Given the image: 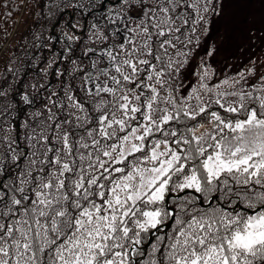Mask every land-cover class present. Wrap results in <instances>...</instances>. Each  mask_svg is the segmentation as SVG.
Returning <instances> with one entry per match:
<instances>
[{"label":"snow or ice","instance_id":"1","mask_svg":"<svg viewBox=\"0 0 264 264\" xmlns=\"http://www.w3.org/2000/svg\"><path fill=\"white\" fill-rule=\"evenodd\" d=\"M36 5L0 40V264H264V0Z\"/></svg>","mask_w":264,"mask_h":264},{"label":"trees","instance_id":"2","mask_svg":"<svg viewBox=\"0 0 264 264\" xmlns=\"http://www.w3.org/2000/svg\"><path fill=\"white\" fill-rule=\"evenodd\" d=\"M36 6V0H0V40L4 39L5 31L11 33L9 48L16 41L27 46L26 41L31 38V33L40 27V22L34 15ZM6 12L10 15H5ZM224 59L227 60L226 57ZM243 63L244 59L239 56L228 64L233 68L237 64L234 70H238ZM19 119H23V116Z\"/></svg>","mask_w":264,"mask_h":264},{"label":"rangeland","instance_id":"3","mask_svg":"<svg viewBox=\"0 0 264 264\" xmlns=\"http://www.w3.org/2000/svg\"><path fill=\"white\" fill-rule=\"evenodd\" d=\"M234 55H235V57H234ZM247 55V53H245V56ZM240 56V54L237 52H233V53H231V54H229L228 56H226V58H227V63H230L231 61H233V60H235V59H237L238 57ZM234 57V58H233ZM241 57V56H240ZM242 58V57H241ZM225 60V59H224ZM224 61L222 60L221 61V63H223ZM236 66H237V64L235 65V67L233 68V69H235L236 68Z\"/></svg>","mask_w":264,"mask_h":264}]
</instances>
